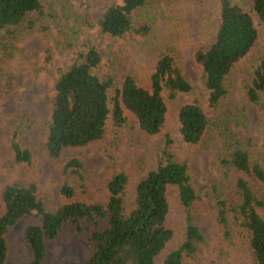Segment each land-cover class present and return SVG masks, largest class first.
<instances>
[{"label":"rangeland","instance_id":"1","mask_svg":"<svg viewBox=\"0 0 264 264\" xmlns=\"http://www.w3.org/2000/svg\"><path fill=\"white\" fill-rule=\"evenodd\" d=\"M233 1L246 9L250 4V0ZM42 3L47 12L45 30L29 29L22 24L0 32L7 54L0 61L6 89L0 95V193L7 182L20 179L34 183L38 197L52 210L66 200L60 192L63 184L73 187L74 199L105 202L106 182L112 174L122 171L128 178L124 200L130 209L135 183L153 168L168 134L173 158L188 165L191 184L198 194L193 203V218L204 236L193 255L183 256L182 264H253L247 233L234 224L231 213L234 235L224 238L210 193L216 191L228 202L236 199L233 175L225 173L220 163L225 154L224 133L234 134L247 150L250 161L264 168V93L259 94L257 103L246 96L253 63L264 43L259 40L233 71L226 82V97L217 110L208 113L207 132L200 143L190 146L182 140L175 115L184 102L198 100L206 107L201 70L193 61L191 50L198 45L207 46L213 39L218 25V0H146L135 11L134 19L136 26L148 25L149 32L122 37L98 30L97 21L106 0H42ZM87 46H94L101 53L99 75L103 79L113 78L108 97L126 73L147 85L154 62L164 51L174 56L192 90L179 93L168 103V120L163 133L157 136L139 131L130 117L126 124L116 128L109 114L101 139L65 148L57 158H51L45 140L54 83ZM14 132L21 145L31 152V164L13 163L10 143ZM73 157L82 163L81 177L64 171L65 163ZM167 197L166 225L173 230V237L157 263L183 238L177 189L169 187ZM27 221L28 217H23L12 228L4 264H21L28 259V247L21 235ZM106 224L107 217L97 225L85 220L82 225L88 229L78 233L71 222L65 223L57 236L46 243L45 264L83 262L92 251L91 232Z\"/></svg>","mask_w":264,"mask_h":264},{"label":"trees","instance_id":"2","mask_svg":"<svg viewBox=\"0 0 264 264\" xmlns=\"http://www.w3.org/2000/svg\"><path fill=\"white\" fill-rule=\"evenodd\" d=\"M145 3L146 0H106L97 21L99 32L112 37L129 33L146 35L150 27L136 26L134 19L135 11ZM218 6L213 39L207 46L198 45L191 50V57L201 70L206 107L192 100L176 110L178 131L183 142L190 146L200 143L207 132L208 113L217 110L226 97V82L233 71L259 40L264 43V0H250L248 9L233 0H218ZM46 15L42 0H0V32L22 24L29 29L45 30ZM6 56L0 38V61ZM101 58L96 47L87 46L55 80L45 140L49 157L57 158L65 148L101 139L109 114L116 128L126 124L130 117L139 131L157 136L163 133L167 123L168 103L179 93L192 90L174 56L164 51L156 58L147 85L126 73L108 97L113 78L103 79L99 75ZM4 79L0 73V95L6 90ZM260 93H264V46L257 52L250 84L246 87V96L252 103L258 102ZM170 142V136L165 134V147L153 168L134 185V203L130 209L124 200L128 178L122 171L112 174L106 182L105 202L74 199L73 187L63 184L60 192L66 200L54 210L38 197L34 183L20 179L7 182L0 193V264L7 259L9 234L23 217H28L21 235L29 257L21 264H45L46 243L57 236L65 223L71 222L79 233L88 229L82 225L85 220L97 225L106 217L107 224L90 234L89 256L81 263L62 264H182L183 256L193 255L204 236L193 218V203L198 194L191 184L188 165L173 158ZM223 147L225 154L220 157V163L225 173L233 175L236 199L228 202L222 194L210 193L217 222L224 238L230 239L234 235L231 213L234 224L247 233L253 264H264V168L250 161L247 150L234 134H223ZM10 149L13 163L31 164V152L21 145L17 132L13 133ZM81 169L82 163L76 157L64 165V171L79 177ZM169 187L177 189L183 238L157 263L173 237V230L166 225Z\"/></svg>","mask_w":264,"mask_h":264}]
</instances>
